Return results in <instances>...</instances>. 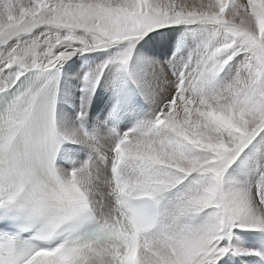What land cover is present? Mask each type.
<instances>
[{
	"label": "snow or ice",
	"instance_id": "6c2138e0",
	"mask_svg": "<svg viewBox=\"0 0 264 264\" xmlns=\"http://www.w3.org/2000/svg\"><path fill=\"white\" fill-rule=\"evenodd\" d=\"M0 264H264V0H0Z\"/></svg>",
	"mask_w": 264,
	"mask_h": 264
},
{
	"label": "bare ground",
	"instance_id": "6f19581e",
	"mask_svg": "<svg viewBox=\"0 0 264 264\" xmlns=\"http://www.w3.org/2000/svg\"><path fill=\"white\" fill-rule=\"evenodd\" d=\"M75 59V58H74ZM239 242L242 244H246L245 238L244 237H239Z\"/></svg>",
	"mask_w": 264,
	"mask_h": 264
}]
</instances>
